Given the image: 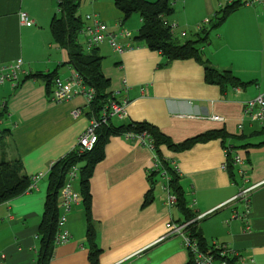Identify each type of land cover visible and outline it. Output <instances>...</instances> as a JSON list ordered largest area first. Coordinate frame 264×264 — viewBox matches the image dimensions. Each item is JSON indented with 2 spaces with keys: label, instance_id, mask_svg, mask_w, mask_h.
Listing matches in <instances>:
<instances>
[{
  "label": "crops",
  "instance_id": "obj_1",
  "mask_svg": "<svg viewBox=\"0 0 264 264\" xmlns=\"http://www.w3.org/2000/svg\"><path fill=\"white\" fill-rule=\"evenodd\" d=\"M232 1L182 0L180 10L165 20L178 24V35L185 31L184 38L189 33L195 36L202 21L209 19L205 25L209 26L219 9ZM20 12H27L33 23L21 24ZM118 12L113 11V18L104 17L102 11L95 14L116 18L114 25H108L116 33L121 26L127 29ZM56 15L58 0H0V67L22 63L16 77L0 83V133L6 134L9 152L22 159L27 175L42 174L31 190L0 204L4 264H35L51 167L75 149L92 116L84 95L53 101V82L43 76L54 72L55 78L69 81L75 71L68 64L67 50L54 41L51 23ZM128 32L130 37L117 36V40L131 41L133 47L118 52L106 40L95 49L110 81L107 92L117 102L127 103V115L114 116L113 123L146 120L175 142L224 129L226 138L200 142L178 153L163 148V155L179 168L189 206L208 246L227 245L245 256L247 264H264V122L244 116L245 101L264 92V5L243 3L201 44L204 58L220 71H232L247 83L244 87L208 83L200 62L169 61L134 40L138 32ZM227 146L234 156L241 155L242 164L226 168ZM153 165L154 152L140 139L117 135L107 142L105 158L91 178L92 219L101 249L98 264H195L183 237L167 227L185 218L176 203H168L164 179L157 183L152 201L144 205ZM78 183L77 178L72 185L80 198L66 223L71 237L56 243L49 264H91L89 220ZM253 184L259 185L249 196V212L236 216L245 211L244 202L229 200Z\"/></svg>",
  "mask_w": 264,
  "mask_h": 264
},
{
  "label": "trees",
  "instance_id": "obj_2",
  "mask_svg": "<svg viewBox=\"0 0 264 264\" xmlns=\"http://www.w3.org/2000/svg\"><path fill=\"white\" fill-rule=\"evenodd\" d=\"M116 7L122 13V20H127L137 13L142 20V26L138 31L139 42L155 51L161 52L169 61L193 58L204 66L205 80L208 83L218 84L222 88L244 87L246 82L240 80L232 71H220L215 68L209 59H205L201 44L209 39L210 30L221 25L228 16L243 4L242 0L227 3L210 19L209 26H203L195 35L196 40H181V36L164 25L163 21L174 13L175 0H114ZM82 0H58V12L51 23V29L55 43L65 48L69 55L68 64L83 78L85 84L94 88L95 92L90 106L92 117L102 115L111 103L116 101L111 93L107 92L110 85L109 79L103 74V57L96 53V47H89L85 35L88 24L84 21L80 7ZM84 36L85 42L81 40ZM48 83L53 82L55 73L43 75ZM52 94V89H50ZM98 141L93 150L81 151L75 147L65 157L55 162L49 173V186L46 197L45 210L39 226V248L35 264H49L53 258L56 247V234L61 215L59 208V195L65 185L69 173L76 166L79 180L80 194L88 216L87 241L89 246V259L91 264H98L101 249L97 243L96 223L92 219V192L91 178L96 165L105 158V147L111 136H125L127 133L147 136L153 142V152L158 162L156 168L148 170L150 190L144 201L148 205L153 197L157 183L164 179V184L169 192L176 196L175 206L181 211L183 221L187 223V234L200 244L204 251H211L216 259L225 260L228 264H238V257L232 255H220V249L215 245L208 246L199 229L197 214L189 206L186 191L182 184V175L173 160L163 155V148L171 152H183L194 144L217 138H226L227 132L221 130H209L198 136L182 142H175L165 134L157 125L143 120H131L127 123L116 125L112 119L97 129ZM6 134L0 133V204L8 202L28 190H31L32 177L24 171L22 159L14 157L8 150ZM228 156L226 168L233 167L236 163L231 153V146H227ZM234 177V172H232ZM164 177V178H163ZM191 254V253H190ZM192 256V255H191ZM191 262V261H190ZM192 263V262H191ZM193 264V263H192Z\"/></svg>",
  "mask_w": 264,
  "mask_h": 264
},
{
  "label": "built area",
  "instance_id": "obj_3",
  "mask_svg": "<svg viewBox=\"0 0 264 264\" xmlns=\"http://www.w3.org/2000/svg\"><path fill=\"white\" fill-rule=\"evenodd\" d=\"M244 3L248 5L261 4L264 5V0H246ZM20 23L23 25H31L33 20L27 12H20L19 15ZM86 18L92 22V24H88L85 28V35L87 38L88 46L96 47L104 41L108 40L110 45L113 47L115 51L123 52L126 49H129L134 46V44L130 42H126L124 44L118 42L117 36L128 38L130 37V33L127 29L121 26V29H118V32L114 33L109 29V26L102 21L97 14H87ZM164 25L169 26L173 32L178 28V24L176 22H168L164 19ZM209 24V19H205L198 25L199 30ZM182 37L186 36V32L183 31L180 33ZM22 69V63H17L16 65L11 66H2L0 67V83H2L5 79L9 77H16L17 71ZM7 72V73H6ZM12 74V76H8ZM52 91V99L55 102H65L77 95H84L88 101L90 102L94 95V88L85 84L83 78L74 71L72 78L69 81H64L59 77L54 78V86ZM127 103L117 102L111 100L109 108L99 117H92L90 119L89 125L85 129V131L79 136L77 147L80 148L81 151H90L93 150L97 141V129L101 125H105L108 123V120L112 119L114 116L116 117H125L127 115L126 111ZM244 116L247 119L257 121L260 123L264 122V92L260 93L258 96L245 101L244 103ZM216 120H222L223 118L220 116H213ZM241 126V125H240ZM125 137L128 139H140L145 145L153 150V142L147 136L144 135H135L132 133L125 134ZM235 163L242 164L243 158L240 154H236L234 156ZM158 166V162L156 161V157L154 155V165L152 168H156ZM77 171L78 168L75 166L71 172L69 173L70 180L66 181L65 185L62 187L60 191L59 197V207L62 208L63 212L60 215L59 223H58V232L56 234V243H64L69 240L71 237L68 229L66 228L68 215L71 213L74 205L79 201V194L74 190L72 182L77 179ZM42 174H37L32 177V185H35L36 181L41 178ZM164 178V177H163ZM31 185V188L33 187ZM259 184H253L244 186L240 189L239 193L233 196L229 202L242 201L245 205V211L242 214L236 212V216L245 217L249 212V196L251 192L258 186ZM166 187V186H165ZM169 192L168 188L166 187ZM168 203L175 204L176 196L169 192L167 196ZM206 214L200 215L199 218ZM190 222L187 223H173L172 221L167 223V227L170 233H177L183 237V242L185 247L190 251L192 255L193 262L195 264H228L225 260H218L215 257L214 253L211 251H204L201 249L200 244L192 239L186 232V227ZM220 250V255H232L238 257V264H247V258L241 255L239 252L230 250L227 245H215ZM0 264H4L0 262Z\"/></svg>",
  "mask_w": 264,
  "mask_h": 264
},
{
  "label": "rangeland",
  "instance_id": "obj_4",
  "mask_svg": "<svg viewBox=\"0 0 264 264\" xmlns=\"http://www.w3.org/2000/svg\"><path fill=\"white\" fill-rule=\"evenodd\" d=\"M149 1L153 2V1H156V0H149ZM245 1L246 0H242L243 3ZM114 5H115V2L113 0H109V4L103 3V0H97V1L82 0V4H81V7H80V13L82 14V17H83L84 21L86 22V24H92V22L86 18L87 14H94L95 12L100 14V11H102L104 17L105 16H109L110 18H113L115 16L113 14V11L116 10V11H119L118 13H121L120 10ZM257 5L260 6V4H257ZM173 6H174V10H177V9L180 10V7H182V0H177L173 4ZM176 13H179V12H176ZM58 15H60V12H58ZM103 16L101 15L99 18L101 20L105 19ZM115 19H105L106 20L105 23L107 25H110V26L114 25L115 24ZM124 23H125L124 25L127 27V29L132 32V35H136V32H138V30L142 26L140 17H139V15L137 13L131 15L127 20H125ZM178 31L179 30H177V32ZM177 32H175V33L177 34ZM188 38L196 40L195 36L192 33H189L187 39ZM180 39L181 40H185L186 38L181 37ZM81 40H83V42H85L84 36L81 37Z\"/></svg>",
  "mask_w": 264,
  "mask_h": 264
}]
</instances>
